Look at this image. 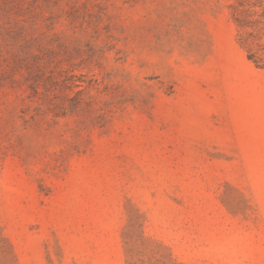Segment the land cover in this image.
<instances>
[{
  "label": "rangeland",
  "instance_id": "rangeland-1",
  "mask_svg": "<svg viewBox=\"0 0 264 264\" xmlns=\"http://www.w3.org/2000/svg\"><path fill=\"white\" fill-rule=\"evenodd\" d=\"M264 0H0V264H264Z\"/></svg>",
  "mask_w": 264,
  "mask_h": 264
},
{
  "label": "trees",
  "instance_id": "trees-1",
  "mask_svg": "<svg viewBox=\"0 0 264 264\" xmlns=\"http://www.w3.org/2000/svg\"><path fill=\"white\" fill-rule=\"evenodd\" d=\"M249 57L259 66H264V58L256 53H250Z\"/></svg>",
  "mask_w": 264,
  "mask_h": 264
}]
</instances>
